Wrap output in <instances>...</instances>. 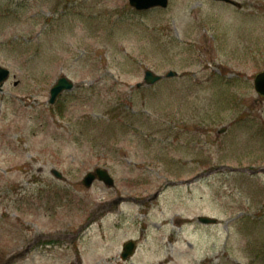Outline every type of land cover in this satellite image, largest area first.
<instances>
[{
	"label": "rangeland",
	"instance_id": "rangeland-1",
	"mask_svg": "<svg viewBox=\"0 0 264 264\" xmlns=\"http://www.w3.org/2000/svg\"><path fill=\"white\" fill-rule=\"evenodd\" d=\"M237 1L0 0V264L32 242L11 264H264V0ZM96 167L113 188L84 187Z\"/></svg>",
	"mask_w": 264,
	"mask_h": 264
},
{
	"label": "water",
	"instance_id": "water-1",
	"mask_svg": "<svg viewBox=\"0 0 264 264\" xmlns=\"http://www.w3.org/2000/svg\"><path fill=\"white\" fill-rule=\"evenodd\" d=\"M129 1H130V4L137 9H147V8L154 7L157 5L165 7L167 5V0H129ZM173 75H175V73L172 71L167 74V76H173ZM7 76H8V71L0 67V86L2 82L7 78ZM144 79L147 83H153L159 80L160 76L154 75L151 71H146ZM72 87H73L72 82L67 80L66 78L62 77L58 79L55 85L51 88L50 103H53L55 99L57 98V96L60 95L62 91L71 89ZM254 87H255V90L260 95L264 96V71L256 75L254 79ZM53 173L56 175V177H60V174L57 171L54 170ZM95 179L103 181L107 186L113 185V179L110 177L108 172L106 170L98 168L94 172H89L84 177L85 186L90 187ZM198 220L199 222L205 223V224L216 222L215 219L207 218V217H200ZM132 249H133L132 243L126 244L124 246V253L122 254V257L125 258L127 255H129L132 252ZM19 256H21V253L12 255L8 259L7 263L13 261Z\"/></svg>",
	"mask_w": 264,
	"mask_h": 264
}]
</instances>
